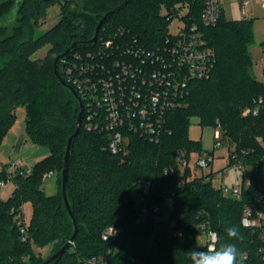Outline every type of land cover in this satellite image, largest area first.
Wrapping results in <instances>:
<instances>
[{
	"label": "trees",
	"instance_id": "obj_1",
	"mask_svg": "<svg viewBox=\"0 0 264 264\" xmlns=\"http://www.w3.org/2000/svg\"><path fill=\"white\" fill-rule=\"evenodd\" d=\"M123 1L62 0L63 16L35 37L34 24L61 0H0V144L16 120L17 107L24 105L28 137L50 150L30 173L23 167L10 175L7 166L0 171V184L8 180L15 184L7 199L0 198V264H41L48 258L39 253L41 248L52 244L57 251L74 234L73 217L62 196L61 171L68 139L77 127L80 102L63 64L76 53L96 48L106 33L123 35L147 49L157 48L171 34L174 17L199 22L204 8V0H131L104 22L98 39L89 42L103 15ZM202 31L216 52V62L208 77L190 82L182 103L167 113L158 140L130 133L127 149L113 153L108 132L88 129L83 112L72 143L67 187L78 232L63 255L50 264H93L94 257L105 259L106 264H191L189 251L208 247L200 242L205 230L225 238L224 229L233 225L242 234L234 241L243 253L242 264H264V235L242 224L247 205L264 210V199L258 197L264 192V81L253 72L254 20L228 19L222 11L218 22L202 26ZM73 42L72 50L59 59L68 87L56 75L54 61ZM46 45L48 53L34 57ZM247 108L251 112L245 115ZM193 116L201 124L216 126L218 119L223 138L243 153L246 164L253 165L252 182L243 186L241 198L216 187L214 171L193 174L190 158L196 152L200 158L203 151L201 140L189 135ZM179 150L187 159L185 166ZM52 171L58 174V192L47 194L43 178ZM147 185L160 211L150 212L137 223V193ZM170 197L173 209L168 227L154 237ZM26 201L33 204L32 217L19 224L16 216ZM109 226L124 231L105 240L103 232Z\"/></svg>",
	"mask_w": 264,
	"mask_h": 264
},
{
	"label": "built area",
	"instance_id": "obj_2",
	"mask_svg": "<svg viewBox=\"0 0 264 264\" xmlns=\"http://www.w3.org/2000/svg\"><path fill=\"white\" fill-rule=\"evenodd\" d=\"M262 2L264 4V0ZM248 3L249 0L244 1V5ZM221 13V0H204L199 22L188 23L183 20L178 32L170 30L171 34L157 48L147 49L143 45L129 42L123 35L106 33L96 48L86 54L76 53L63 64L68 82L82 100L83 112L86 111V126L88 129H105L108 132V148L113 153L127 149L130 133L158 140L166 125L167 113L182 103V99L189 93L190 82L210 75L216 62V52L207 44L202 26L215 25ZM250 112L251 109L247 108L243 114ZM254 113H257L256 109ZM216 121L215 146L226 140L219 120ZM257 139L261 140V137ZM178 155L185 166L187 159L181 150ZM212 163L213 157L197 159V166L202 169L208 168ZM245 164L243 153L236 152L230 145L227 168H245ZM21 168V164L16 162L8 165L6 170L10 175L12 171ZM26 171L30 173L32 169ZM168 171L165 170L166 173ZM216 173L223 176L225 170L215 171ZM251 182L249 178L234 184L232 188L226 185L219 188L228 196L241 198L243 186H250ZM1 183L4 184L5 181ZM258 197L264 199V192H260ZM136 204L137 223L143 222L150 212L160 211V206L151 201L149 185L137 193ZM166 204L170 210L173 209L172 197ZM16 217L20 224L23 221V211ZM242 222L244 226L259 230L264 235L262 208L247 205ZM201 228L205 230L204 225ZM210 230L212 229L205 230L203 234L207 246L210 244L207 236ZM123 231V228L109 226L104 230L103 238L107 240ZM91 262L106 264L107 261L94 257Z\"/></svg>",
	"mask_w": 264,
	"mask_h": 264
},
{
	"label": "rangeland",
	"instance_id": "obj_3",
	"mask_svg": "<svg viewBox=\"0 0 264 264\" xmlns=\"http://www.w3.org/2000/svg\"><path fill=\"white\" fill-rule=\"evenodd\" d=\"M62 0L60 3L51 5L48 8L47 16L42 18L38 23L34 24V36L37 37L46 30L50 29L56 22L63 16L62 13ZM228 17H232V13H227ZM183 25L181 16H176L170 23V30L177 33L180 26ZM257 28V42L251 45L250 50L253 56V72L258 79L264 81V16L259 18L256 22ZM260 41H263L261 43ZM49 45L40 48L34 57H43L48 53ZM16 120L11 127V133L8 138L0 144V171L3 167L12 165L19 162L25 169H32L34 164L49 154L50 150L47 146L34 143L26 131V107L24 105L18 106L16 109ZM217 126L215 124H201L200 118L193 116L189 127V135L192 139H199L202 142L203 151L201 157L212 158L213 163L206 169L197 166V157L199 154L196 152L190 158L189 164L192 167L193 174L202 175L209 171L225 170L223 176L215 174L213 183L216 187L226 185L232 188L234 184L242 182L250 178L253 172L252 164H245V168L228 167V157L230 150L229 140H224L221 145L215 146L214 133ZM20 138L21 147L16 148L13 146L15 139ZM233 147V146H232ZM214 150L211 154L210 151ZM220 172V171H219ZM58 174L56 171L46 173L44 176L43 187L47 194H55L58 192L57 184ZM15 184L13 181L8 180L4 184H0V198L7 199L13 192ZM33 211V204L31 201H26L23 205V221L20 224L26 223L30 220ZM170 208L167 205L164 209L162 220H167ZM16 220L18 221L17 217ZM75 227L73 228V232ZM206 238L204 235L200 236L201 244H204ZM52 244H49L39 251L43 256L52 255L55 251Z\"/></svg>",
	"mask_w": 264,
	"mask_h": 264
},
{
	"label": "water",
	"instance_id": "obj_4",
	"mask_svg": "<svg viewBox=\"0 0 264 264\" xmlns=\"http://www.w3.org/2000/svg\"><path fill=\"white\" fill-rule=\"evenodd\" d=\"M131 0H124L122 4H120L119 6L115 7L114 9L106 12L103 17L99 20L97 27H96V31H95V35L93 36V38H91L89 40V42H94L96 41L97 37H98V33L100 30V27L104 24V22L115 12L121 10L122 8H124ZM76 44V42L71 43L62 53H60L54 61V70L56 75L58 76L59 80L67 85L68 87L70 86L64 79L63 77V69L59 68V59L64 58L74 47V45ZM74 94L77 96V98L79 99L80 102V108H79V114H78V119H77V127L74 131V133L69 137L68 139V144H67V148H66V154H65V161H64V166L63 169L61 171V176H62V183H61V191H62V196L66 205V208L69 212V214L73 217V221L75 224V231L74 234L72 235L71 239L64 244L60 249H58L57 251H55L52 255H50L48 258H46L41 264H50L53 260L59 258L60 256L63 255V253L69 248V246L71 245L72 241L74 240L77 232H78V224H77V220L74 217L73 214V210L71 207V204L69 202V198H68V191H67V187H68V178H69V163H70V158H71V148H72V143L74 138L76 137V135L79 133L80 128H81V124H82V120H83V103L82 100L79 98L77 92L75 89H72ZM168 227V221L167 220H161L157 223L155 232H154V237L159 236L162 232H164L166 230V228Z\"/></svg>",
	"mask_w": 264,
	"mask_h": 264
},
{
	"label": "clouds",
	"instance_id": "obj_5",
	"mask_svg": "<svg viewBox=\"0 0 264 264\" xmlns=\"http://www.w3.org/2000/svg\"><path fill=\"white\" fill-rule=\"evenodd\" d=\"M224 232L225 238H221L217 231H208L209 246L204 250H190L188 255L191 264H242L243 253L234 242L242 238L239 227L229 226Z\"/></svg>",
	"mask_w": 264,
	"mask_h": 264
},
{
	"label": "crops",
	"instance_id": "obj_6",
	"mask_svg": "<svg viewBox=\"0 0 264 264\" xmlns=\"http://www.w3.org/2000/svg\"><path fill=\"white\" fill-rule=\"evenodd\" d=\"M244 1L245 0H221L222 11L228 19L253 18L254 33H255L254 43H256L258 40L256 22L259 18H262L264 16V4L262 0H249L248 5H244ZM228 12L232 13V17H228L227 15ZM260 42L263 43V41H260ZM10 133H11V130H9V132L6 134V136L4 137V140L9 137ZM21 144L22 143L20 141V138H18V139H15L13 146L16 148H20Z\"/></svg>",
	"mask_w": 264,
	"mask_h": 264
}]
</instances>
